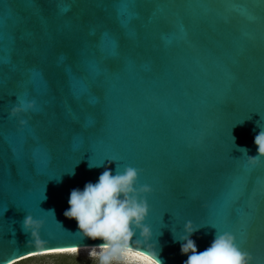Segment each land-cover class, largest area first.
Segmentation results:
<instances>
[{
    "label": "water",
    "instance_id": "95a60500",
    "mask_svg": "<svg viewBox=\"0 0 264 264\" xmlns=\"http://www.w3.org/2000/svg\"><path fill=\"white\" fill-rule=\"evenodd\" d=\"M258 125L264 0H0V264L99 247L63 212L118 164L151 186L163 264L186 259L172 233L186 220L198 251L228 232L264 264V158L238 151L257 154Z\"/></svg>",
    "mask_w": 264,
    "mask_h": 264
},
{
    "label": "clouds",
    "instance_id": "9594fccd",
    "mask_svg": "<svg viewBox=\"0 0 264 264\" xmlns=\"http://www.w3.org/2000/svg\"><path fill=\"white\" fill-rule=\"evenodd\" d=\"M29 107L31 104L14 105L10 115L15 116ZM19 123L22 125L25 121ZM258 127L260 130L253 138L257 154L249 155L246 147L238 148L250 165L264 158V128ZM232 140L235 145V138ZM102 164H94L90 159L89 167ZM67 173L73 174L74 168ZM138 174L139 170L132 166L118 164L115 170L105 166L95 183L86 182L82 189L74 188L69 193L63 215L75 220L83 238L101 241L99 251L92 253L97 264H163L157 246L152 243V231L144 223L148 214L147 200L139 195L150 192L151 186H138ZM31 224L32 218L26 214L21 222L22 230L27 231ZM198 228L191 220H186L181 233L171 230L174 241H180L181 255L186 256L183 264H249L248 253L236 245L234 236L228 232L216 231L209 245L198 251L191 238ZM140 238L147 241L146 246H141Z\"/></svg>",
    "mask_w": 264,
    "mask_h": 264
},
{
    "label": "rangeland",
    "instance_id": "374dc122",
    "mask_svg": "<svg viewBox=\"0 0 264 264\" xmlns=\"http://www.w3.org/2000/svg\"><path fill=\"white\" fill-rule=\"evenodd\" d=\"M99 248L80 249L75 253H42L22 259L14 264H97L93 252Z\"/></svg>",
    "mask_w": 264,
    "mask_h": 264
},
{
    "label": "snow or ice",
    "instance_id": "6c2138e0",
    "mask_svg": "<svg viewBox=\"0 0 264 264\" xmlns=\"http://www.w3.org/2000/svg\"><path fill=\"white\" fill-rule=\"evenodd\" d=\"M108 160V159H107ZM77 252V248L75 247H49L44 250V253H75ZM36 255L35 252H28L24 257H17V259H24L28 257H32ZM10 264H14V262H10Z\"/></svg>",
    "mask_w": 264,
    "mask_h": 264
},
{
    "label": "bare ground",
    "instance_id": "6f19581e",
    "mask_svg": "<svg viewBox=\"0 0 264 264\" xmlns=\"http://www.w3.org/2000/svg\"><path fill=\"white\" fill-rule=\"evenodd\" d=\"M90 248H99V247H80V248H77V250H80V249H90ZM42 253H44V251L39 252V254H42Z\"/></svg>",
    "mask_w": 264,
    "mask_h": 264
}]
</instances>
